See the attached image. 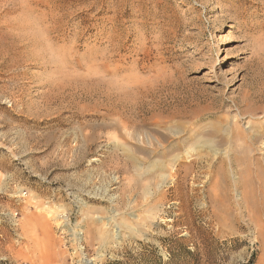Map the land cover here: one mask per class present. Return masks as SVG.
Masks as SVG:
<instances>
[{
  "label": "rangeland",
  "instance_id": "1",
  "mask_svg": "<svg viewBox=\"0 0 264 264\" xmlns=\"http://www.w3.org/2000/svg\"><path fill=\"white\" fill-rule=\"evenodd\" d=\"M263 249L264 0H0V264Z\"/></svg>",
  "mask_w": 264,
  "mask_h": 264
},
{
  "label": "bare ground",
  "instance_id": "2",
  "mask_svg": "<svg viewBox=\"0 0 264 264\" xmlns=\"http://www.w3.org/2000/svg\"><path fill=\"white\" fill-rule=\"evenodd\" d=\"M264 249H263V257L259 260V262L257 264H263L264 260ZM86 264H89V262H87Z\"/></svg>",
  "mask_w": 264,
  "mask_h": 264
}]
</instances>
